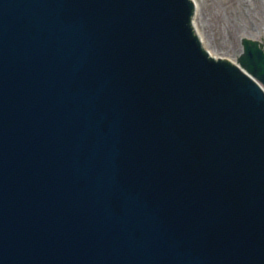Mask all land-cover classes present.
Masks as SVG:
<instances>
[{
	"label": "water",
	"instance_id": "1",
	"mask_svg": "<svg viewBox=\"0 0 264 264\" xmlns=\"http://www.w3.org/2000/svg\"><path fill=\"white\" fill-rule=\"evenodd\" d=\"M197 10L0 0V264H264V41Z\"/></svg>",
	"mask_w": 264,
	"mask_h": 264
},
{
	"label": "rangeland",
	"instance_id": "2",
	"mask_svg": "<svg viewBox=\"0 0 264 264\" xmlns=\"http://www.w3.org/2000/svg\"><path fill=\"white\" fill-rule=\"evenodd\" d=\"M196 26L206 48L237 62L241 37L264 40V0H196Z\"/></svg>",
	"mask_w": 264,
	"mask_h": 264
},
{
	"label": "bare ground",
	"instance_id": "3",
	"mask_svg": "<svg viewBox=\"0 0 264 264\" xmlns=\"http://www.w3.org/2000/svg\"><path fill=\"white\" fill-rule=\"evenodd\" d=\"M195 2L198 3V1H196V0H195ZM198 7H199V6H198ZM196 15H197V13L194 14V17H193L194 24H196V22H197V21H196V17H197ZM199 35H200V34H199ZM245 36H246V35H245ZM245 36H242V37H241V40H242V38L245 37ZM201 37H202V35H201ZM247 37H249V36H247ZM250 37H251V36H250ZM250 37H249V38H250ZM251 38H253V37H251ZM254 39H255V38H254ZM202 40H203V37H202ZM203 45H205L204 40H203ZM241 46H242V43H241ZM242 47H243V46H242ZM242 47H241V50H240L241 52H240V53H242ZM205 48H206V46H205ZM206 49H208V51H209V53L212 55V57L219 58L218 53H216V51H214L213 49H210L209 46H207ZM238 55H239V54H238ZM238 55H237V56H238ZM238 57H239V56H238ZM230 60H231V59H230ZM231 61H232V60H231ZM232 62H233V61H232ZM234 62H235V61H234ZM236 63H237V64L239 63L238 58H237V62H236Z\"/></svg>",
	"mask_w": 264,
	"mask_h": 264
}]
</instances>
